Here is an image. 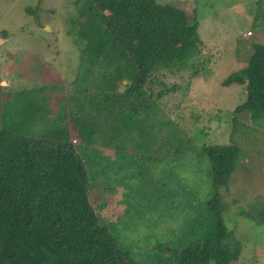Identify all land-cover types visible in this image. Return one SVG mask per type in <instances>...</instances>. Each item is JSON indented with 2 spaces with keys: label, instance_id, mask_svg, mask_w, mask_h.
Here are the masks:
<instances>
[{
  "label": "rangeland",
  "instance_id": "1",
  "mask_svg": "<svg viewBox=\"0 0 264 264\" xmlns=\"http://www.w3.org/2000/svg\"><path fill=\"white\" fill-rule=\"evenodd\" d=\"M93 1L0 0V126L11 122L10 115L1 116L8 112L4 103L17 101L23 90L38 95L41 87L39 97L48 102L51 115L60 114L66 121L71 110L80 108L77 102L83 103L85 87L80 78L106 69V58L105 63L93 58L101 51L118 50L112 37L100 30L89 5ZM156 2L172 4L199 21L202 43L199 55L191 60L199 73L192 77L189 66L172 72L161 66L160 82L167 77L165 90L172 99L163 103L156 97L154 142L141 163L120 168L92 146L80 150L90 175L89 198L101 219L112 223L125 248L149 264H161L150 259L156 247L167 255L162 248H183L205 233L206 201L215 189L208 157L200 147L235 144V169L228 183L217 187L221 214L229 240L242 245L236 264H264V119L253 121L247 112H235L245 99L243 87L223 84L246 64L254 43L264 45V1ZM123 79L114 78L118 88L130 81ZM166 120L172 124L159 123ZM173 128L176 142L180 144L181 138L193 150L175 155ZM66 135L78 143L77 137Z\"/></svg>",
  "mask_w": 264,
  "mask_h": 264
},
{
  "label": "trees",
  "instance_id": "2",
  "mask_svg": "<svg viewBox=\"0 0 264 264\" xmlns=\"http://www.w3.org/2000/svg\"><path fill=\"white\" fill-rule=\"evenodd\" d=\"M89 5L100 30L112 37L118 50L101 51L93 58L103 63L106 58V69L80 78L85 82L83 103L77 102L80 108L71 110L67 121L60 114L52 116L48 102L39 97L41 87L38 95L19 92L17 99L25 103H4L8 112L1 116L10 115L11 122L0 126V264H149L125 248L112 223L95 210L80 150L92 146L120 168L150 155L158 102L145 86L158 81L154 73L161 66L171 72L189 66L192 77L199 73L191 64L202 43L199 21L156 0H94ZM122 77L130 81L122 82L121 89L114 78ZM223 84L243 87L245 99L235 112H247L253 121L264 119V45L254 43L246 64ZM174 130L175 155L193 150L181 138L176 142ZM66 132L78 143L68 140ZM200 149L208 157L215 189L206 201L205 233L183 248H162L167 255L156 247L150 259L161 264L239 260L242 245L229 240L217 190L235 169L238 147L203 144Z\"/></svg>",
  "mask_w": 264,
  "mask_h": 264
},
{
  "label": "crops",
  "instance_id": "3",
  "mask_svg": "<svg viewBox=\"0 0 264 264\" xmlns=\"http://www.w3.org/2000/svg\"><path fill=\"white\" fill-rule=\"evenodd\" d=\"M158 74H160V70L158 71V72H156V75H158ZM159 76V75H158ZM167 78V77H166ZM166 78H165V81L163 80L162 82H160V80H162V77H158V78H154V79H157L158 81H156L155 83H153V84H151V85H146L145 86V89H147L148 91H152L153 93H152V95H154L155 97H158V101L160 100V101H162L163 103H167V102H170V100L172 99V97H171V94H167V91L165 90L166 89V87L168 86L166 83ZM192 84L190 85V86H188V87H191L192 88ZM185 87V86H184ZM187 86H186V88H188ZM196 87H197V84H194V88H195V91H196ZM155 89H157L156 90V94H155V92H154V90ZM164 91L163 93H161V94H158V92L159 91ZM192 90H193V88H192ZM197 92V91H196ZM205 98H210L208 95H206V96H204ZM182 100V99H181ZM217 105H220L219 103H216ZM144 114H145V112L144 111H142V113H141V115L140 116H144ZM149 114H150V112H149ZM156 114H157V112H156ZM179 114H181L182 116H184V114L183 113H181V112H179ZM151 115H152V113H151ZM153 115H155V113H153ZM178 116V115H177ZM210 117H215V116H210L209 115V118ZM167 121V120H166ZM166 121H164V122H166ZM170 124H172V120L171 121H168ZM152 130H153V128H152ZM171 132H170V135H169V138H167V139H165V140H163V143H162V146H164V148H167L168 146H169V140L171 139ZM152 142H154V140H153V132H152ZM151 144H153V143H151ZM150 144V145H151ZM168 145V146H167ZM161 157V156H160ZM209 168H210V166H209ZM208 174L210 175V171H208ZM212 180V179H211ZM188 245V244H187ZM186 245V246H187Z\"/></svg>",
  "mask_w": 264,
  "mask_h": 264
}]
</instances>
